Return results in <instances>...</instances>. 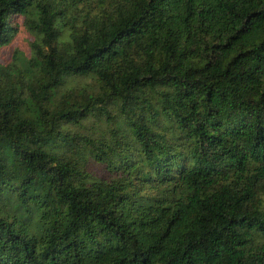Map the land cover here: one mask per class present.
I'll use <instances>...</instances> for the list:
<instances>
[{
	"label": "trees",
	"instance_id": "trees-1",
	"mask_svg": "<svg viewBox=\"0 0 264 264\" xmlns=\"http://www.w3.org/2000/svg\"><path fill=\"white\" fill-rule=\"evenodd\" d=\"M20 19L37 38L0 64V264H264V0H0V48Z\"/></svg>",
	"mask_w": 264,
	"mask_h": 264
},
{
	"label": "rangeland",
	"instance_id": "rangeland-1",
	"mask_svg": "<svg viewBox=\"0 0 264 264\" xmlns=\"http://www.w3.org/2000/svg\"><path fill=\"white\" fill-rule=\"evenodd\" d=\"M97 4L95 1H81L79 2L80 11L84 12L86 10L92 11L96 8ZM80 12V13H82ZM22 19L19 20V27L12 38V40L5 46L0 48V64L7 65V69L12 72V68H20L24 65L32 63V45L31 43L36 40V34L25 27L22 23ZM65 86L67 87H88L90 90H97L99 85L92 75H87L83 77H71L65 81ZM85 124L91 128H98L97 131H105L106 127L104 121L97 118L91 117L85 122ZM83 169L90 173L92 176L109 179L116 176V172L111 171L104 163H97L91 158L84 161ZM264 193V189L261 191V195ZM254 242L258 245H264V235L259 233H254Z\"/></svg>",
	"mask_w": 264,
	"mask_h": 264
}]
</instances>
